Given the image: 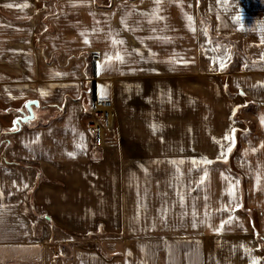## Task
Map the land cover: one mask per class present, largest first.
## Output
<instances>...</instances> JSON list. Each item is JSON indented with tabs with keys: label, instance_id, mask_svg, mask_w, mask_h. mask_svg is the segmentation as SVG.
<instances>
[{
	"label": "crops",
	"instance_id": "crops-1",
	"mask_svg": "<svg viewBox=\"0 0 264 264\" xmlns=\"http://www.w3.org/2000/svg\"><path fill=\"white\" fill-rule=\"evenodd\" d=\"M97 97L116 111L101 146ZM31 99L49 118L0 153V264H264V185H247L261 245L204 162L240 108L264 113V0H0V104Z\"/></svg>",
	"mask_w": 264,
	"mask_h": 264
},
{
	"label": "rangeland",
	"instance_id": "rangeland-1",
	"mask_svg": "<svg viewBox=\"0 0 264 264\" xmlns=\"http://www.w3.org/2000/svg\"><path fill=\"white\" fill-rule=\"evenodd\" d=\"M43 1L45 0H39V3H43ZM96 1L101 5L104 0ZM192 1H196V5L199 7L202 0ZM234 49L236 51H240V46L234 44ZM224 87L230 91L228 84H226V86L224 85ZM94 96L95 95H91V97ZM25 103L26 101L14 102L11 104L12 106L9 109H6L5 107L3 109L2 104H0V153L4 161L7 160L6 154L12 144L10 140V134L19 131L23 127L28 128L34 125L43 124L47 122V119L49 118L45 115L42 116L40 112L36 110L37 108L34 107V112H38V115H35L34 113V118L26 122L15 123L20 116L26 113ZM260 107L261 105H256L255 107L250 106V109L245 110V112L240 108V110L236 112L235 117L238 118V120L241 121L243 125L237 127V135L234 143L228 142L226 144L227 151L229 147H231V151H228L225 157L208 159V161L211 162L210 165H216L223 171L224 175L226 174L224 177L227 179V181H225L226 185H239L242 197L240 201V207L234 212H238L239 215H242L244 218H246V229L249 233H252L262 245V232L258 228L260 216L258 215V212H256L255 208L250 207L247 186L264 185V125L262 124V122H264V113L260 110ZM249 111L250 118L246 115V113ZM55 112V110L50 111L51 114H54ZM57 112H59V110ZM82 116L83 125L86 129L87 122L90 118L89 111L85 110L84 113L82 112ZM14 128L15 130H13ZM126 145L128 147L131 145L133 146L132 143H126ZM6 165L8 166L9 164ZM249 171L250 174L248 173ZM16 174L19 175L17 172ZM249 179L250 183H248ZM96 237L93 235H87L81 238L80 241L82 244L102 249L100 239ZM63 246L64 247H62L61 251L68 250L65 244H63ZM66 253L67 252H65V254ZM159 264H165L163 253L159 255Z\"/></svg>",
	"mask_w": 264,
	"mask_h": 264
},
{
	"label": "built area",
	"instance_id": "built-area-1",
	"mask_svg": "<svg viewBox=\"0 0 264 264\" xmlns=\"http://www.w3.org/2000/svg\"><path fill=\"white\" fill-rule=\"evenodd\" d=\"M89 115L86 131L93 136L94 144L101 146L106 141L107 131L114 127L115 105L110 98L97 97L91 102Z\"/></svg>",
	"mask_w": 264,
	"mask_h": 264
},
{
	"label": "water",
	"instance_id": "water-1",
	"mask_svg": "<svg viewBox=\"0 0 264 264\" xmlns=\"http://www.w3.org/2000/svg\"><path fill=\"white\" fill-rule=\"evenodd\" d=\"M29 101H35L36 103L30 104L28 107H26V113L19 117V119L17 120V121H19L18 123L26 122V121L34 118L33 106L38 105L39 102L37 100L31 99V100L26 101V103ZM26 103H25V105H26Z\"/></svg>",
	"mask_w": 264,
	"mask_h": 264
},
{
	"label": "snow or ice",
	"instance_id": "snow-or-ice-1",
	"mask_svg": "<svg viewBox=\"0 0 264 264\" xmlns=\"http://www.w3.org/2000/svg\"><path fill=\"white\" fill-rule=\"evenodd\" d=\"M159 2V0H157V3ZM8 7H12V5H7ZM189 19V21H191V18L189 17L188 18ZM85 43H88V40L87 39H85ZM120 43H122V41H120ZM111 59V58H110ZM115 59L116 60H122V57L119 55V54H117L116 55V57H115ZM222 66V65H221ZM44 93H42V95H43ZM34 103H36L35 101H29V102H27L26 103V105H25V107H28L30 104H34ZM19 121H17V122H15V123H18ZM13 130H15V128L13 129ZM235 130H233V132H234ZM225 139L226 140H232V142L234 143V139H233V137H231V136H225ZM228 151H231V147H229V149H228ZM69 155H73L72 153H70ZM205 163H211L210 161H204ZM254 264H255V262H254Z\"/></svg>",
	"mask_w": 264,
	"mask_h": 264
}]
</instances>
